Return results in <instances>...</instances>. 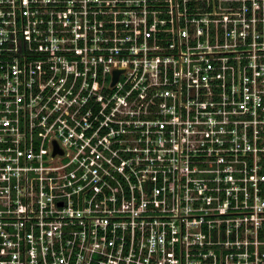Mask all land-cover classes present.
Masks as SVG:
<instances>
[{
    "label": "built area",
    "instance_id": "1",
    "mask_svg": "<svg viewBox=\"0 0 264 264\" xmlns=\"http://www.w3.org/2000/svg\"><path fill=\"white\" fill-rule=\"evenodd\" d=\"M0 264H264V0H0Z\"/></svg>",
    "mask_w": 264,
    "mask_h": 264
},
{
    "label": "water",
    "instance_id": "2",
    "mask_svg": "<svg viewBox=\"0 0 264 264\" xmlns=\"http://www.w3.org/2000/svg\"><path fill=\"white\" fill-rule=\"evenodd\" d=\"M117 72H118V69H116V70L113 71V73H114V75H113V79H112L113 81H114L115 78H116Z\"/></svg>",
    "mask_w": 264,
    "mask_h": 264
}]
</instances>
